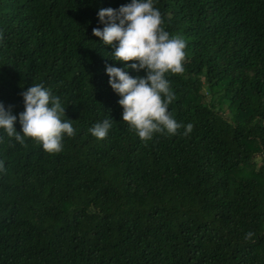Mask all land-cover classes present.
<instances>
[{
	"label": "trees",
	"instance_id": "1",
	"mask_svg": "<svg viewBox=\"0 0 264 264\" xmlns=\"http://www.w3.org/2000/svg\"><path fill=\"white\" fill-rule=\"evenodd\" d=\"M129 3L0 0V103L21 132V93L41 84L75 129L59 153L0 129V264H264V0H153L186 42L168 110L194 127L148 142L106 66L146 72L92 34Z\"/></svg>",
	"mask_w": 264,
	"mask_h": 264
},
{
	"label": "clouds",
	"instance_id": "2",
	"mask_svg": "<svg viewBox=\"0 0 264 264\" xmlns=\"http://www.w3.org/2000/svg\"><path fill=\"white\" fill-rule=\"evenodd\" d=\"M103 29L94 28L92 34L104 45L114 49V61L122 62L137 72L143 70L145 77H132L125 69L106 66L109 85L121 99L122 119L144 141H151L154 134L176 135L184 128L183 135L193 131V124L178 123L169 113V105L175 99L166 74H182L186 60V42L179 35H170L163 27L159 9L153 0H131L119 9L105 8L98 12ZM129 62H133L130 63ZM24 111L19 114L21 132L15 128L17 116L12 108L6 110L0 103V129L9 138L24 144V138L39 142L48 153L63 149L64 136L73 137L72 121L63 119L65 107L59 97L41 84L32 85L21 93ZM111 122L105 119L89 131L99 140L107 137ZM0 171L4 163L0 161ZM249 231L244 239L252 240Z\"/></svg>",
	"mask_w": 264,
	"mask_h": 264
},
{
	"label": "rangeland",
	"instance_id": "3",
	"mask_svg": "<svg viewBox=\"0 0 264 264\" xmlns=\"http://www.w3.org/2000/svg\"><path fill=\"white\" fill-rule=\"evenodd\" d=\"M203 92H205V91H203Z\"/></svg>",
	"mask_w": 264,
	"mask_h": 264
}]
</instances>
